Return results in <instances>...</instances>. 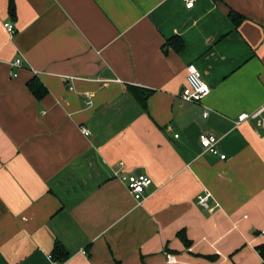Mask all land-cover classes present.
I'll list each match as a JSON object with an SVG mask.
<instances>
[{
	"label": "crops",
	"instance_id": "1",
	"mask_svg": "<svg viewBox=\"0 0 264 264\" xmlns=\"http://www.w3.org/2000/svg\"><path fill=\"white\" fill-rule=\"evenodd\" d=\"M8 2L0 264H264V127L235 124L264 102V0H13L14 16ZM188 63L209 87L200 102L179 97ZM132 173L152 180L140 204L121 179Z\"/></svg>",
	"mask_w": 264,
	"mask_h": 264
},
{
	"label": "built area",
	"instance_id": "2",
	"mask_svg": "<svg viewBox=\"0 0 264 264\" xmlns=\"http://www.w3.org/2000/svg\"><path fill=\"white\" fill-rule=\"evenodd\" d=\"M186 6L191 7L195 0H183ZM4 28L7 30L9 34L15 33V26L13 23L7 21L3 23ZM21 58H16L12 62L13 66H21ZM186 84L182 88L179 93V97L184 101H192V102H200L204 97H206L209 93V87L204 82L201 72L197 68L194 63H188L186 66ZM15 76L16 73L13 72ZM207 115V111L203 113V116ZM251 119L256 124L264 127V102L261 103L256 109L250 112H242L240 113L235 121V124H239L244 120ZM81 131L83 134L88 135L90 131L81 127ZM199 143L201 147L208 151L212 155L218 156L220 159H225L226 155L221 153L219 150V138H217L214 134L209 132H201L199 134ZM121 179L125 182L126 188L128 192L131 194L133 199L137 203H141L144 198V190L147 186L151 184V178L144 174H126L122 175ZM211 198L210 192H206L204 194H200L197 196V202L204 208L212 209L209 204V199ZM49 258H52L50 255ZM176 261L175 255L166 254V263L170 264ZM56 264V262H54Z\"/></svg>",
	"mask_w": 264,
	"mask_h": 264
},
{
	"label": "trees",
	"instance_id": "3",
	"mask_svg": "<svg viewBox=\"0 0 264 264\" xmlns=\"http://www.w3.org/2000/svg\"><path fill=\"white\" fill-rule=\"evenodd\" d=\"M8 11H9L10 15L14 16L15 10H14L13 0H9V2H8ZM228 15L231 18V20H233L235 23H238L240 21V19L242 18L239 14H237L236 12H234L232 10L229 11ZM167 44L172 45L175 50H181L183 48V41L179 36L170 37L167 40ZM27 86H28L29 90L37 98H40L46 92L45 88L43 87L41 82L36 77H32L27 82ZM128 89H129V91H131V93H133V95H135L137 98L140 99V101L143 105H145V99L146 98L140 97V93H141L140 89L133 87V86H129ZM257 249H258L259 253L261 254V256L264 260V246L259 245V246H257ZM50 256L54 260H56L57 262H63L68 258V253L63 249V247L61 245H59L58 243H55L54 248H53Z\"/></svg>",
	"mask_w": 264,
	"mask_h": 264
}]
</instances>
